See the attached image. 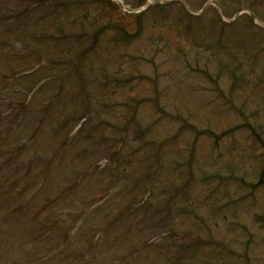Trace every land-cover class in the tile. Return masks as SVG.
Instances as JSON below:
<instances>
[{"label": "rangeland", "instance_id": "rangeland-1", "mask_svg": "<svg viewBox=\"0 0 264 264\" xmlns=\"http://www.w3.org/2000/svg\"><path fill=\"white\" fill-rule=\"evenodd\" d=\"M33 1L38 2L28 0L26 4L28 12L36 9L29 14L33 21H23V39L28 42L25 53L49 57L62 47L67 53L83 51L88 52V58L95 57L92 64L84 66L85 73L90 66L95 70L88 78L93 76L100 84L108 83L100 85V95L105 92V100L115 102V110L124 117L106 132L110 137L106 143H111L114 149L116 142L125 141L133 150L139 147L135 159L142 163L146 158L156 189L173 193L181 185L182 196L178 193L175 196L178 203L173 205L175 213L180 205H189L187 199L199 204L204 213L203 220L194 219L191 214L180 217L179 212L176 214L177 227L186 230L187 240L194 244L191 249L197 253L195 262L264 264V81L260 79L264 76V28L261 24L250 18L248 10L238 13L237 16H242L235 22L234 17L222 15L224 21L240 26L236 31L235 25H231L233 32L225 33L218 19L220 8L212 0H207L202 9L192 10L198 14L195 18H190L191 9L185 0H163L169 1L164 11L159 9L158 0H127V3L58 0L56 4L39 0L36 8ZM178 19L180 23H176ZM173 24L181 26L176 31ZM119 25L125 30L124 39ZM191 25L200 26L202 31H193ZM32 29L41 31L42 36L49 32L59 34L61 42L56 36L57 41L51 39V44H40L35 41L38 36ZM182 31L191 33L182 37ZM41 45L45 46L40 48ZM51 46L55 47L53 52H49ZM7 52L11 57L23 52L17 38L10 42ZM1 53L9 59L6 52ZM237 60L242 64L235 70L233 65ZM44 62L41 71L34 70L32 81H38L46 70L52 72ZM36 64L37 61L31 60L29 66ZM69 66L78 67V64ZM73 73L64 69L58 81L53 75L52 79L46 75L48 79L42 85L63 89L73 84V89L94 90L95 85L89 82L80 87L81 81ZM3 85L0 81V90ZM115 88L116 93L112 94ZM133 106H137L134 110L138 111V120L129 119ZM104 115L101 112L100 116ZM124 121H128L127 129L131 130L128 136L123 135ZM137 125L147 126V131L144 138L134 140L132 134ZM214 132L213 140L209 135ZM149 139L153 140L152 146H147L143 155L141 150ZM188 157L190 160H186ZM173 166L172 175L169 169ZM189 169L195 174L190 176ZM209 173L215 177H206ZM163 174L165 183L156 182V177ZM187 192L192 197H187ZM213 196L220 203L216 220L208 216L211 214L208 206L212 205L208 199ZM161 214L174 219V212ZM209 225L212 231L208 234ZM199 236L200 245L196 244ZM215 238L223 240L217 242Z\"/></svg>", "mask_w": 264, "mask_h": 264}, {"label": "trees", "instance_id": "trees-1", "mask_svg": "<svg viewBox=\"0 0 264 264\" xmlns=\"http://www.w3.org/2000/svg\"><path fill=\"white\" fill-rule=\"evenodd\" d=\"M15 1L0 0L2 264H195L193 245L175 231L170 218L159 217L165 205L154 193L156 185H150L146 158L142 163L135 159L139 149L127 147L126 141L116 142V150L106 143L110 120L92 112L109 103L105 92L92 91L84 103L70 101L69 89L56 85L33 92L47 73L32 81L29 65L36 57L23 52L15 64L7 51L13 32L23 39V21L32 20L29 14L36 9L28 12L20 0L7 12ZM254 1L251 7L264 19V0ZM39 4L32 2L33 8ZM32 31L43 39L41 31ZM46 60L50 65L61 61L58 56ZM81 74L83 83L86 73ZM78 92L89 95L91 89Z\"/></svg>", "mask_w": 264, "mask_h": 264}]
</instances>
